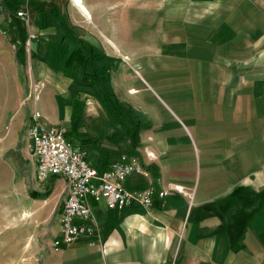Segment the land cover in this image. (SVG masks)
<instances>
[{
	"label": "crops",
	"instance_id": "obj_1",
	"mask_svg": "<svg viewBox=\"0 0 264 264\" xmlns=\"http://www.w3.org/2000/svg\"><path fill=\"white\" fill-rule=\"evenodd\" d=\"M117 1L0 0V54L9 57L17 42L10 61L38 89L10 118V138L22 141L23 155L35 109L39 128L61 126L97 170L135 155L148 176H133L125 186L155 187L148 208L109 209L91 200L97 233L53 248L65 181L37 182L34 190L49 191L41 212L53 217L40 264H264V0H153L166 19L184 23L191 40L170 69L184 78L175 84L156 77L162 69L155 64L133 62L107 25L100 32L108 44L83 26L113 23L105 13ZM77 40L90 47V57L85 70L69 73L65 57L77 48L86 53ZM104 70L106 80L104 74V81L82 83L84 71ZM105 92L139 123L132 154L105 108Z\"/></svg>",
	"mask_w": 264,
	"mask_h": 264
},
{
	"label": "rangeland",
	"instance_id": "obj_2",
	"mask_svg": "<svg viewBox=\"0 0 264 264\" xmlns=\"http://www.w3.org/2000/svg\"><path fill=\"white\" fill-rule=\"evenodd\" d=\"M125 1L118 0L107 8L105 14L112 15L113 23L96 25L84 18L83 26L98 36L99 41L108 44L100 32L107 25L109 36L125 43L124 50L132 53L129 57L133 62L160 67L162 74L156 77L163 81L172 84L183 81L182 73L171 70L177 61H183L191 41L186 37L184 23L180 19L182 25L166 19L164 7L159 11L160 7L153 0H130L127 9ZM141 10L144 16L138 13ZM15 44L18 46L17 42ZM9 51V57L0 54V264H40V246L53 217L41 212L46 196H31L30 191L37 186L32 159L23 155L22 141H16V137L12 140L8 132L16 108L28 106L36 99L31 98L27 105L22 102L25 93L33 91L35 86L30 84L27 73L15 69L10 61L16 59V49L10 45ZM37 91L36 87L35 95ZM94 216L97 220L96 214Z\"/></svg>",
	"mask_w": 264,
	"mask_h": 264
},
{
	"label": "built area",
	"instance_id": "obj_3",
	"mask_svg": "<svg viewBox=\"0 0 264 264\" xmlns=\"http://www.w3.org/2000/svg\"><path fill=\"white\" fill-rule=\"evenodd\" d=\"M16 15L25 18L26 11L19 9ZM30 34L25 42L29 47ZM16 49V44L12 43ZM30 86V85H29ZM36 86L33 91L25 93L22 102L26 105L35 98ZM38 111L29 110L27 136L31 141L29 156L34 167L33 178L42 182L49 176H61L65 186L61 198L59 213V233L52 241L53 248L69 244L77 239L93 236L98 231L91 200L104 201L109 209L121 210L130 206L150 207L155 192L152 182L143 188H127L125 180L133 176H148L135 155L124 156L111 162L102 171L88 163L85 152L69 141L61 126L39 128ZM172 189L191 198L190 193L173 185ZM167 189L158 191V196L166 195Z\"/></svg>",
	"mask_w": 264,
	"mask_h": 264
},
{
	"label": "trees",
	"instance_id": "obj_4",
	"mask_svg": "<svg viewBox=\"0 0 264 264\" xmlns=\"http://www.w3.org/2000/svg\"><path fill=\"white\" fill-rule=\"evenodd\" d=\"M81 43L82 51L80 48L73 49L64 59V67L69 71V73H72L74 71V68L81 66L83 69H86L87 61L90 57V47L84 43L82 40H77ZM84 69V70H85ZM104 70L103 72H93L92 74H88L84 71L83 73V79L82 83L87 85H92L96 82L104 81V79H107V74H105ZM105 74V75H104ZM104 75V79H103ZM106 77V78H105ZM112 93L105 92L103 95V103L105 105L106 110L108 113L113 117L114 121L120 125L119 134L121 137H127L129 139V151L128 154L134 153V148L137 144V138H138V127L139 123L136 119H134L130 111L128 109H124L117 100L111 98ZM77 110L73 109L72 113V119L76 117ZM49 193L48 190H45L43 192H38L36 190L30 191V194L32 197H35L36 194L38 196H47Z\"/></svg>",
	"mask_w": 264,
	"mask_h": 264
}]
</instances>
